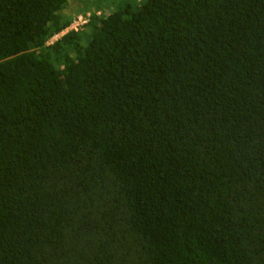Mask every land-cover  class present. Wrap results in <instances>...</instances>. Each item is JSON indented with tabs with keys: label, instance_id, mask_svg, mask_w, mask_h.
I'll use <instances>...</instances> for the list:
<instances>
[{
	"label": "trees",
	"instance_id": "1",
	"mask_svg": "<svg viewBox=\"0 0 264 264\" xmlns=\"http://www.w3.org/2000/svg\"><path fill=\"white\" fill-rule=\"evenodd\" d=\"M78 1L0 0V264H264V0Z\"/></svg>",
	"mask_w": 264,
	"mask_h": 264
},
{
	"label": "built area",
	"instance_id": "2",
	"mask_svg": "<svg viewBox=\"0 0 264 264\" xmlns=\"http://www.w3.org/2000/svg\"><path fill=\"white\" fill-rule=\"evenodd\" d=\"M99 15H100V13H99ZM91 17H92V14L91 13H87L85 15L80 14L79 16H77L75 18V20L70 25V27L67 28V30L64 31V32H66V34L69 33V32H72V31H74V32H80L85 26H87L90 23ZM59 36L60 35H57L54 38H52L51 40L56 39V41H57V39H58Z\"/></svg>",
	"mask_w": 264,
	"mask_h": 264
},
{
	"label": "rangeland",
	"instance_id": "3",
	"mask_svg": "<svg viewBox=\"0 0 264 264\" xmlns=\"http://www.w3.org/2000/svg\"><path fill=\"white\" fill-rule=\"evenodd\" d=\"M97 0H88V1H86V2H82V1H78V2H74V3H72L71 4V6H70V9H69V11H68V13L69 14H76V12L78 13L79 11H81V10H83L84 9V7L86 6V4H89V5H91L92 4V2L94 3V2H96ZM109 1H112V0H109ZM113 1H115V0H113ZM117 1V0H116ZM97 3V2H96ZM105 3V2H104ZM103 4V3H102ZM93 7V6H92ZM100 13H103V11H100ZM66 34V32H64V33H62L59 37H58V39H60L63 35H65ZM57 39V40H58ZM56 41V39H54V40H51L49 43L50 44H53L54 42Z\"/></svg>",
	"mask_w": 264,
	"mask_h": 264
}]
</instances>
